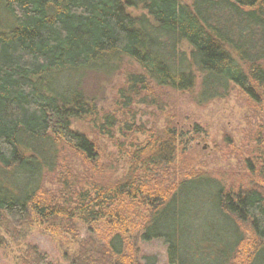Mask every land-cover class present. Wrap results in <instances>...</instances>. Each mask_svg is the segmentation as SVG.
<instances>
[{"label":"trees","instance_id":"16d2710c","mask_svg":"<svg viewBox=\"0 0 264 264\" xmlns=\"http://www.w3.org/2000/svg\"><path fill=\"white\" fill-rule=\"evenodd\" d=\"M124 64L137 69L124 109L152 106L154 90L206 105L232 89L264 109V0H0V231L16 237L36 219L73 236L78 221L87 236L67 264H157L138 248L152 241L166 264H264L263 141L230 184L189 166L174 178L170 124L124 125L118 134L145 141L124 153L120 179L104 175L111 161L73 124L102 121L94 136L113 138L96 86ZM64 155L89 175L77 182ZM19 264L50 262L32 246Z\"/></svg>","mask_w":264,"mask_h":264},{"label":"rangeland","instance_id":"374dc122","mask_svg":"<svg viewBox=\"0 0 264 264\" xmlns=\"http://www.w3.org/2000/svg\"><path fill=\"white\" fill-rule=\"evenodd\" d=\"M190 2V0H183ZM134 66L124 64L120 71L108 82L96 86L97 114H114L116 134L108 140L98 133L105 130L97 122L93 127L92 119L75 122L73 128L82 131L89 138L96 137L100 164L106 165L111 161L113 171L112 180H118L126 170L124 153L130 145L144 143L145 137L117 130L124 125L143 127L146 131H160L168 124L178 134L177 152L175 154L171 175L179 177L180 167L189 166L193 170H201L210 176L222 179L227 184L232 183L234 177L245 169L243 163L256 155L257 143L264 142V109L252 105L237 89H232L223 99L212 101L206 105H196L188 94L175 93L169 90H154L156 97L152 106L137 103L128 109L117 105L119 91L125 89L127 75L135 72ZM125 102V100H123ZM124 113V114H123ZM120 122V123H118ZM69 155V154H68ZM64 163L72 171L73 178L80 182L89 175L85 167L74 157L66 156ZM67 177L63 176L61 179ZM55 178L48 177L44 187L50 193L56 192L59 186L54 184ZM236 185V183H234ZM77 235L70 236L62 232H53L47 225L40 224L34 219L32 226L21 231L19 236H13L0 231V264H19L27 248L37 247L46 255L50 264H67L68 259L76 253L81 240L87 236V226L76 222ZM102 228V227H101ZM104 228H102L103 230ZM99 229L102 235L103 231ZM141 254L154 258L157 264H166L165 246L160 241H152L138 245Z\"/></svg>","mask_w":264,"mask_h":264}]
</instances>
